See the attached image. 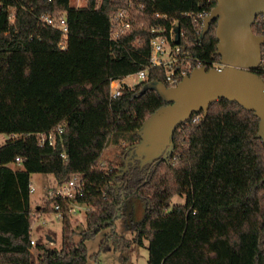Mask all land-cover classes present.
<instances>
[{
	"label": "trees",
	"instance_id": "16d2710c",
	"mask_svg": "<svg viewBox=\"0 0 264 264\" xmlns=\"http://www.w3.org/2000/svg\"><path fill=\"white\" fill-rule=\"evenodd\" d=\"M216 2L137 0L131 32L114 40L111 15L126 0H0V132L16 135L0 145V264H88L85 240L101 229L107 231L96 260L113 248L128 264L127 251L145 245L148 264H264V142L253 110L222 97L206 115L195 112L177 127L165 157L141 163L126 150L140 139L145 119L166 103L155 89L143 91L144 84L159 79L172 85L164 66L150 64L152 28L177 21L183 52L200 59L195 65L210 67L221 60L217 21L201 38L194 14ZM47 14L65 16V48L62 29L42 20ZM253 29L264 33L255 23ZM147 66L146 80L110 96L111 78ZM59 124L63 144H41L37 133ZM120 138L129 143L120 145L125 157L104 159L105 148ZM17 157L20 163L6 165ZM102 162L112 169L104 170ZM34 172L52 173L58 183L83 175L75 202L90 207L79 240L67 198L31 206ZM175 195L185 201L172 204ZM54 202L63 211V246L39 244L35 261L34 214L55 212ZM138 212L141 217L132 216ZM118 219L131 226L132 237L118 230Z\"/></svg>",
	"mask_w": 264,
	"mask_h": 264
},
{
	"label": "water",
	"instance_id": "95a60500",
	"mask_svg": "<svg viewBox=\"0 0 264 264\" xmlns=\"http://www.w3.org/2000/svg\"><path fill=\"white\" fill-rule=\"evenodd\" d=\"M264 11V0H217L205 19L200 37L216 20L217 53L222 69L195 66L174 85L155 79L147 81L143 91L155 89L166 103L155 109L143 122L140 139L126 148L128 157L141 163L165 157L173 149L177 127L195 112L206 115L212 102L225 97L236 100L259 117L258 135L264 142V79L257 67L262 60L264 35L255 33L254 21ZM180 42V25L176 26Z\"/></svg>",
	"mask_w": 264,
	"mask_h": 264
},
{
	"label": "built area",
	"instance_id": "2783aa9c",
	"mask_svg": "<svg viewBox=\"0 0 264 264\" xmlns=\"http://www.w3.org/2000/svg\"><path fill=\"white\" fill-rule=\"evenodd\" d=\"M85 0H78L77 5H82ZM125 6H121L111 15V32L110 37L114 40H119L124 35L129 34L133 25V8L137 4V0H126ZM140 7L143 3L138 4ZM211 10L203 9L194 14V20L196 21L198 27L202 29L205 19ZM159 17H167V13L156 12ZM15 19V10L11 15V21ZM43 21L47 24L62 29L64 32V41L61 43V47L65 48L67 44L68 37V24L64 15H44ZM254 23L264 31V11L259 13L254 21ZM176 26L177 21H174L172 26L168 29L164 27H153L152 36L150 38V64L154 66H164L165 69V80L172 85L176 84L186 73H190L195 66L204 65L197 64L195 61H200L197 56L192 55L190 52H183L180 43L176 42ZM182 32L180 31V36ZM264 35V33H262ZM210 67H216L217 69H222L225 64L223 62L215 60L211 62ZM149 67L141 68L136 72L130 73L126 76L111 78L109 84V92L111 97H116L120 95L125 88L135 87L140 81L146 80L148 77ZM190 71V72H189ZM256 71L264 79V43L262 44V60ZM130 76L131 80L127 81L126 77ZM64 127L59 124L56 127L48 130L41 131L37 133L38 139L41 144L48 143L50 145H57L58 143L63 144ZM66 158V153L63 151L61 153ZM21 158L17 157L15 161L6 163V165H14L20 163ZM104 170L109 171L111 166H106L104 162L101 163ZM85 179L81 174H75L71 177L69 181L58 183L53 189L48 191L49 198L53 197H63L69 200V212L72 214L76 212V207L74 205L75 198L78 192L84 189ZM35 187H31L33 191ZM56 208L55 213L58 217L63 218V211L60 210L61 203L54 202L53 204ZM87 205V204H86ZM87 205V210L89 209ZM86 210V211H87ZM40 214L34 217L38 218ZM32 244L35 243L34 239H31Z\"/></svg>",
	"mask_w": 264,
	"mask_h": 264
},
{
	"label": "rangeland",
	"instance_id": "374dc122",
	"mask_svg": "<svg viewBox=\"0 0 264 264\" xmlns=\"http://www.w3.org/2000/svg\"><path fill=\"white\" fill-rule=\"evenodd\" d=\"M73 3L78 4V0H72ZM82 4L85 1L80 2ZM127 81L131 80V77H126ZM11 136H16L8 134L5 132H0V145L3 144L6 140L11 138ZM128 141L125 138H120L119 142H111L103 152V158L111 160L114 162H119L120 157L123 156L122 147L120 145H128ZM14 164L13 166H15ZM32 186L35 187L31 191V206L36 209L38 206L44 203L48 196V191L53 189L58 185L56 177L52 173L45 172H34L31 176ZM130 201V200H129ZM128 201V205L133 207V210L136 207V203L133 201ZM185 201V196L175 195L172 198V204L183 203ZM76 207V212L72 213L71 220L72 224L78 230L76 239L79 240L81 235L80 232L87 227L86 219V210L87 205L85 203H74ZM143 207L140 205L139 212ZM133 213L132 216L139 217L140 213ZM142 212V211H141ZM35 218L32 222L31 237L34 239L35 243L31 247V257L37 261L39 248L38 245L45 243L51 248L61 249L63 246V220L55 212H36ZM142 216V215H141ZM140 216V217H141ZM117 228L123 234L132 237L133 232L131 226L124 220H117ZM107 229H101L94 238L85 240V243L88 247V264H121V252L114 250L113 248L104 250L98 254V260L94 258V255L98 253L100 248V242L104 236ZM147 244V243H146ZM130 259L128 264H148L149 251L145 245H133L127 251Z\"/></svg>",
	"mask_w": 264,
	"mask_h": 264
}]
</instances>
